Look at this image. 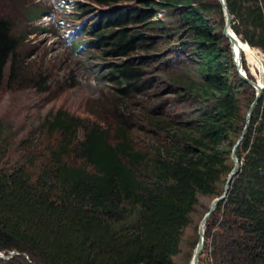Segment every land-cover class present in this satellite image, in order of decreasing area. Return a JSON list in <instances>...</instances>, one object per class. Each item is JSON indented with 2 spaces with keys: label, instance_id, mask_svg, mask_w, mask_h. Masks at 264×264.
Listing matches in <instances>:
<instances>
[{
  "label": "trees",
  "instance_id": "trees-1",
  "mask_svg": "<svg viewBox=\"0 0 264 264\" xmlns=\"http://www.w3.org/2000/svg\"><path fill=\"white\" fill-rule=\"evenodd\" d=\"M93 1L126 2L101 21L103 52L144 50L172 96L151 91L153 103L135 116L125 98L156 81L145 79L142 58H126L107 65L115 106L101 122L50 111L42 139L7 165L0 128V251H18L0 264H174L197 195L219 194L232 166L254 91L235 70L218 1ZM225 2L232 30L264 54V0ZM16 45L0 13V82L7 61L9 79L45 82L41 71L23 74ZM235 155L238 171L208 216L198 264H264V88Z\"/></svg>",
  "mask_w": 264,
  "mask_h": 264
},
{
  "label": "rangeland",
  "instance_id": "rangeland-1",
  "mask_svg": "<svg viewBox=\"0 0 264 264\" xmlns=\"http://www.w3.org/2000/svg\"><path fill=\"white\" fill-rule=\"evenodd\" d=\"M125 3L118 2L111 6L98 4L93 0H0V13L10 19L12 31L17 37L15 50L25 57V70L28 74H23L36 76L37 72L41 71L46 77L42 84L24 78L11 80L10 62L7 61L4 65L0 82V128L2 131L7 129L8 142L1 159L3 164L21 160L22 154H30L34 146L27 147L26 144L29 140L35 144L37 138L42 139L43 133L39 130V123L50 111L64 108L85 121L97 119L96 116L100 115L98 121L101 122L104 112L115 106L111 99L114 98L111 92L115 85L111 83L107 73V65L113 61L142 58L145 79L151 84L156 81L155 88L125 98V103L130 105L129 110L135 116L153 103L151 91H155L156 95L163 99L172 96L168 90L170 83L163 73L157 71L159 62L156 59H148L144 50H138L128 57L119 56L108 51L103 52V47L97 43L100 41L97 31L102 28L101 21L103 24L113 8H121ZM160 14L159 12L157 15ZM252 48H255L264 60L262 51L256 47ZM237 58L244 61L245 69L242 68L245 75L255 80L244 55L240 54ZM174 107L176 109L177 106ZM231 162L233 164L232 160ZM238 165L237 161L236 171L231 174L230 180L238 171ZM211 199L208 195H197V202L190 213L191 221L182 229L179 250L173 255L174 264L189 263L197 240L200 219ZM0 252L4 256L8 254ZM9 257L0 255L3 259Z\"/></svg>",
  "mask_w": 264,
  "mask_h": 264
},
{
  "label": "water",
  "instance_id": "water-1",
  "mask_svg": "<svg viewBox=\"0 0 264 264\" xmlns=\"http://www.w3.org/2000/svg\"><path fill=\"white\" fill-rule=\"evenodd\" d=\"M217 1L221 6L222 13L224 15V22H223V25L221 28V32L228 39V45H229V49L231 52L232 62L234 64L235 70H236V72L240 78H242L245 82L249 83L254 88V93H253V97H252L250 103L248 104V106L246 108L243 125H242V127L238 133V136L236 137V139H235V141L231 147L230 157H231V160L233 161V164L226 174V178H225V181H224V184L221 188L220 193L212 197L207 209L202 214V217H201L199 225H198V230H197V234H198L197 240L195 242V245H194V248L192 250L188 264H197L198 254L200 252V248L202 247V243H203V230H204L205 220L208 218V216L211 213L212 209L214 208L215 204L219 200L223 199L224 195L226 194L231 174H233L237 168V157L235 155V148H236L240 138L242 137V135L246 131L249 115H250V113H251V111H252V109L256 103L257 98L259 97L262 89L264 88V83L252 80L251 78H249L245 75V71L241 66V62L239 61V58L236 59L233 56V53L231 51V44L234 40L237 39L236 36H238V35H236L235 32L230 27L231 15L227 9L225 0H217ZM244 43L246 44L245 41H244ZM16 253H18V251L11 250V251H9V253L6 256H4V254L2 252H0V255H2V257H9V256L16 254Z\"/></svg>",
  "mask_w": 264,
  "mask_h": 264
},
{
  "label": "bare ground",
  "instance_id": "bare-ground-1",
  "mask_svg": "<svg viewBox=\"0 0 264 264\" xmlns=\"http://www.w3.org/2000/svg\"><path fill=\"white\" fill-rule=\"evenodd\" d=\"M236 38L237 39L231 44L233 56L238 59L237 57L240 54L244 55L246 60L249 62V67L255 76V80L264 83V60L262 56L256 49L251 48L247 43L245 44L239 36H236ZM239 61L241 62L240 59Z\"/></svg>",
  "mask_w": 264,
  "mask_h": 264
}]
</instances>
